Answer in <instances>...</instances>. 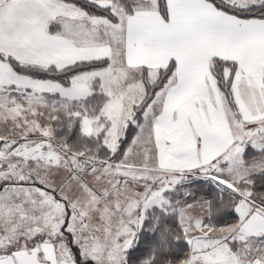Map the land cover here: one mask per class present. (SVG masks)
I'll use <instances>...</instances> for the list:
<instances>
[{
	"label": "snow or ice",
	"instance_id": "snow-or-ice-1",
	"mask_svg": "<svg viewBox=\"0 0 264 264\" xmlns=\"http://www.w3.org/2000/svg\"><path fill=\"white\" fill-rule=\"evenodd\" d=\"M257 179L264 0H0V264H264Z\"/></svg>",
	"mask_w": 264,
	"mask_h": 264
},
{
	"label": "trees",
	"instance_id": "trees-1",
	"mask_svg": "<svg viewBox=\"0 0 264 264\" xmlns=\"http://www.w3.org/2000/svg\"><path fill=\"white\" fill-rule=\"evenodd\" d=\"M93 86L96 87V85H93ZM77 133H78V128H74L71 135L69 136V142L74 141L73 138L77 137ZM62 134H63V130H57L56 132L57 136L62 135ZM250 153L251 155H255V156L259 155V153L256 150L252 148L250 149V147L246 148V151H245L246 158H250V155H249ZM194 185L196 186L197 189H201L202 191H205L204 190L205 188L209 189L211 192V195H208L207 192H204V193L205 194L207 193V196H210L212 199L213 193L215 192V188H216L213 182L209 181L208 179H198L194 181ZM201 190H195V192L201 191ZM255 190L258 192H264V180L257 179V182L255 184ZM235 215L236 213L232 209H225L223 212L212 216L211 221L214 220L218 222L217 225L220 226V225H223L228 219H233ZM157 216L160 217L159 223L157 224V230L162 229L165 224L171 225L173 227L175 226L172 215L165 216L163 214V210L160 208H154L148 213V217L145 221V225L150 226L154 222V218ZM143 230L145 234L144 236L141 237V240L142 239L143 240H153L155 238V233H150L146 231L145 228H143ZM153 250H154L153 245L147 246L144 250V256L151 254ZM186 250L187 249L185 248L183 243L180 241V239H178L169 245L168 251H164L163 248H158L156 254L157 256H162L164 258L171 257L173 259H180V258H183V254L186 252Z\"/></svg>",
	"mask_w": 264,
	"mask_h": 264
},
{
	"label": "rangeland",
	"instance_id": "rangeland-1",
	"mask_svg": "<svg viewBox=\"0 0 264 264\" xmlns=\"http://www.w3.org/2000/svg\"><path fill=\"white\" fill-rule=\"evenodd\" d=\"M73 139L75 140L76 137H74ZM246 148H248V146ZM251 148H252V146L250 145V149ZM252 149H254V148H252ZM249 155H250V157H255V155H251V153ZM198 179H208V178H205V177H202V176H198V175L197 176H195V175H187L186 178L181 179L173 188L167 189L165 191L164 195L171 201H178V200L179 201H184V200L188 199V197H186L184 195V191L188 190L190 194L194 193L196 196L203 195L205 197V199H211L210 196H207V193H208V195H211L210 190L207 189V188L204 189L205 191H202L201 189H199L201 191L195 192V190H198V189L194 185V181H196ZM208 180L213 182L211 179H208ZM215 191H216V188H215ZM204 192H207V193L205 194ZM154 208H160V207L157 206V205H152L149 209H147L146 210V212H147L146 219L148 217V213ZM146 219H145V221H146ZM235 219H238L237 214L235 215V217L233 219H228L227 221L231 222V221H234ZM212 223H214L216 225L218 224V222H216L214 220H212ZM144 234H145V232H144L143 228H141L140 232L138 233V236L142 237V236H144ZM255 240H256L257 245L264 246V235L256 237ZM180 241L183 243V245L187 249L186 250V252H187L188 249H189V245H188L187 240L180 239Z\"/></svg>",
	"mask_w": 264,
	"mask_h": 264
},
{
	"label": "crops",
	"instance_id": "crops-1",
	"mask_svg": "<svg viewBox=\"0 0 264 264\" xmlns=\"http://www.w3.org/2000/svg\"><path fill=\"white\" fill-rule=\"evenodd\" d=\"M50 31H51V28H50ZM248 147H250V145H248ZM246 151V150H245ZM244 155H245V153H244ZM245 158H246V156H245ZM187 175H193L192 173H186L185 174V176H187ZM198 176H202V175H199V174H197ZM197 175H195V176H197ZM203 177V176H202ZM208 179H210V178H208Z\"/></svg>",
	"mask_w": 264,
	"mask_h": 264
}]
</instances>
